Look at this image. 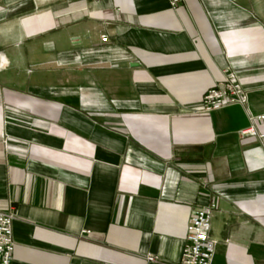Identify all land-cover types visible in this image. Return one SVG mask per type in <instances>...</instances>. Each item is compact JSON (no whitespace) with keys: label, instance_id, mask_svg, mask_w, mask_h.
<instances>
[{"label":"crops","instance_id":"obj_1","mask_svg":"<svg viewBox=\"0 0 264 264\" xmlns=\"http://www.w3.org/2000/svg\"><path fill=\"white\" fill-rule=\"evenodd\" d=\"M231 74L247 104L204 112ZM261 114L264 0H0L12 264H179L211 201L212 264H264Z\"/></svg>","mask_w":264,"mask_h":264},{"label":"built area","instance_id":"obj_2","mask_svg":"<svg viewBox=\"0 0 264 264\" xmlns=\"http://www.w3.org/2000/svg\"><path fill=\"white\" fill-rule=\"evenodd\" d=\"M175 7L183 0H169ZM103 41H107L104 36ZM248 102V93L242 87L234 74L223 82L217 83L202 96L201 104L204 112L219 109L226 105L242 104ZM251 125L241 131L243 134L255 136L264 149V131L256 127L257 120H264V114L250 115ZM217 204L211 201L206 206L197 209L187 225V235L181 252L179 264H212L216 252V241L211 236L212 219ZM15 218L13 208L0 209V264H12L14 239L12 223ZM147 260L157 262L156 255H147Z\"/></svg>","mask_w":264,"mask_h":264}]
</instances>
